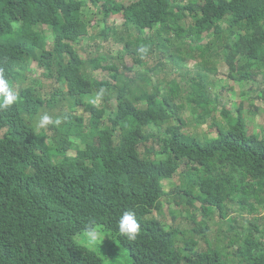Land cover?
<instances>
[{"label":"trees","instance_id":"16d2710c","mask_svg":"<svg viewBox=\"0 0 264 264\" xmlns=\"http://www.w3.org/2000/svg\"><path fill=\"white\" fill-rule=\"evenodd\" d=\"M84 4L0 0V68L11 84L29 60L60 82L47 100L34 95L30 86L20 87L19 102L0 111V264H103L98 252L73 240L90 220L111 231L127 250L130 264H225L228 255L234 264H264V224L259 220L249 223L239 243L229 240L231 249L237 246L224 253L218 245L195 248L194 232L205 240L206 227L199 223L177 246L178 230L166 228L153 215L169 195L164 181L175 173L183 181L181 193L170 192L176 204L198 203L203 217L216 210L226 219V204L232 201L247 213L254 211L253 202L264 206V136L247 132L240 108L233 116L221 109L226 125L210 124L216 127L213 137L185 136L175 80L162 93L158 87L135 93V80L122 78L117 65H103L102 56L80 58L74 44L87 35L90 24L81 16ZM99 8L120 14L123 27L139 34L124 44L130 57L141 56L140 47L147 57L159 45L177 63L168 50L174 38L201 64L215 55L210 48L216 44L232 82L252 80L264 68V0H203L201 5L195 0H133L128 5L102 0ZM185 18L187 25L181 23ZM40 25L51 33L48 49L43 31L35 29ZM162 33L166 36L161 39ZM203 33L210 34L209 40L191 48ZM87 66L112 73L108 79H90ZM187 87L184 102L192 111H214L205 76H192ZM100 89L102 100H114L111 114L91 102L87 119L66 113L59 126H48L51 132H35L29 123L44 105L53 107L67 98L76 109ZM169 120L175 123L164 127L162 137L151 134ZM71 137L79 139L74 155L67 153ZM129 209L141 224L135 241L117 229L119 216ZM230 224L233 228L235 222Z\"/></svg>","mask_w":264,"mask_h":264},{"label":"rangeland","instance_id":"374dc122","mask_svg":"<svg viewBox=\"0 0 264 264\" xmlns=\"http://www.w3.org/2000/svg\"><path fill=\"white\" fill-rule=\"evenodd\" d=\"M114 1L128 5L133 0ZM195 1L198 5L203 2V0ZM84 2L81 16L88 23L90 21L88 33L78 43L74 44V48L81 59L86 60L102 56L104 58L103 65H117L122 78L126 79L128 76L135 80L136 86L133 87L135 93H138L139 90L150 93L155 87H158L159 92L162 93L167 90L170 82L175 80L181 89L180 95L182 96L180 102L183 106L179 110V115L183 121L182 130L184 135L189 138L204 140L213 137L216 133V127H210V124L221 127L226 125V121L220 113L222 108L230 112L232 116L235 115V110L240 108L246 123L247 132L264 136V68H261L252 80L232 82L227 77V66L223 62L221 55H219L216 44H213L210 48V52L215 55L210 58L208 63L201 64L198 59L193 58L191 53L187 52L185 46L181 47L178 39L172 37V42L168 44V50L176 55L177 63L173 62L167 51L161 53L159 45L154 46L153 51L147 57L143 56V53H141V56L130 57L124 50V44L129 39L134 40L139 35L137 31L130 27L126 30L122 25L123 19L120 14L102 12L99 8L102 0H84ZM180 2L184 3L187 0H180ZM188 20V18H185L181 23L187 25ZM157 27L152 30L153 34H156L155 30ZM35 29L43 31L46 36L45 47L48 49L51 45L50 31L45 25L37 26ZM102 31H105V34ZM148 34L150 33L147 32L141 36ZM165 36L162 33L161 39ZM209 37V33H203L201 39L196 40L190 47L194 48V44H205ZM84 72L90 79L98 80L108 79L112 73L109 70H91L88 66ZM197 75L205 76L208 98L214 105V111L208 114H203L199 108L192 111L190 106L184 102L185 90H189L187 80ZM59 84L60 82L55 76L49 75L35 60H29L25 65H22L20 76L14 79L11 85L17 92H19L20 87L30 86L34 95L47 100ZM63 91H65V87ZM92 94L86 98L83 106L76 109L71 107V101L67 98L55 101L53 107L44 105L39 108L35 116L29 120V123L33 126L35 132H38L41 130L36 129V122L39 116L45 113L53 118L57 116L62 118V115L70 112V114L87 119L88 110L86 107L93 99L96 100L95 104L98 107L106 106L107 113L111 114L114 110V100L110 98L104 101L96 92ZM213 105L211 104L209 108L211 109ZM168 123L173 124L175 121L169 120L156 129H151V134L154 137H162L164 135V127ZM43 131L48 132L50 130L47 127ZM71 142L73 146L67 153L74 155L77 146H79V139L71 137ZM152 144L155 150L159 149L157 141L154 140ZM150 157L154 158V155H150ZM182 182V177L179 173H175L170 179L164 181L163 189L169 192V195H165L162 198L160 210L153 212V215L166 228L174 227L178 230L179 234L176 237L177 246L181 247L183 245L189 236L188 231L194 229L196 223H199L206 227L202 234L206 241L201 240V235L194 232L193 236L198 238L196 249H212L214 245H218L221 247L222 252H231L237 244H234L231 249L228 246V241L237 239L239 243L241 237L249 228V223L259 220L264 224V206H258L256 202L252 204L255 209L251 213L240 211L235 201L228 202L226 204V219L219 217L216 210H213L208 217H203L198 210V203L193 206L177 205L175 202L177 198H174V194H170V192H176L177 195L181 193ZM232 221L235 224H232L234 227L230 228V222ZM97 226L102 228L110 237L103 241L102 246L99 244L91 246L87 240L83 239V231L73 236L74 242L98 252L99 256L103 258V264H130L127 250L120 245L111 231L101 224H97ZM186 253H188V250L184 251V254ZM232 257L231 255L223 257L224 263L234 264Z\"/></svg>","mask_w":264,"mask_h":264},{"label":"clouds","instance_id":"9594fccd","mask_svg":"<svg viewBox=\"0 0 264 264\" xmlns=\"http://www.w3.org/2000/svg\"><path fill=\"white\" fill-rule=\"evenodd\" d=\"M138 51L143 53L146 49L140 47ZM103 91L104 89H100L97 95L99 96ZM18 102L19 93L11 85V82L5 75L4 69L0 68V111L7 110ZM91 102L96 103V100L93 99ZM61 122L62 118L60 116L53 118L45 113L39 116L35 127L38 130H43L49 125L59 126ZM117 229L120 236L126 238L128 241H135L140 233L141 224L135 213L129 209L123 211L119 216ZM82 236L91 246H96L98 244L102 246L103 241L110 238L102 228L97 226V223L94 220H90L85 224Z\"/></svg>","mask_w":264,"mask_h":264}]
</instances>
